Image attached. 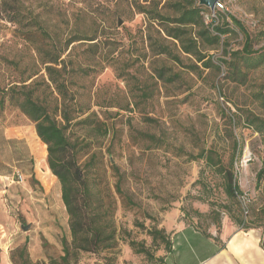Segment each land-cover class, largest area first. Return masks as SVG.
<instances>
[{"label": "rangeland", "instance_id": "374dc122", "mask_svg": "<svg viewBox=\"0 0 264 264\" xmlns=\"http://www.w3.org/2000/svg\"><path fill=\"white\" fill-rule=\"evenodd\" d=\"M24 1L34 15L46 19L50 33L59 34L60 45L75 34L96 37L94 42L73 43L67 52L88 69L87 76L74 77V99L110 128L108 137L93 148L101 149L110 185L117 179L111 166L117 167L129 199L117 200L118 248L110 255L78 253L69 264H156L166 249L152 231L164 229L168 237L167 229L177 224L192 223L206 230L238 221L242 227H256L264 237V172L259 180L256 177L264 166V133H256V125L247 121L258 118L264 123V101L258 96L264 88V65L239 84L219 63L228 60L223 50L242 48L238 30L223 37L225 47L208 52L220 70L195 74L185 68L192 62L188 57L183 56L184 66H179L149 52L142 38L145 17L124 0ZM218 9L240 21L259 41L254 49L264 47L260 35L264 0H223L204 13L207 24L217 23ZM35 43L46 49L47 42L36 38ZM137 55L146 59L137 62ZM37 61L35 48L18 28L0 20V264H13L11 256L18 262L22 251L29 264H64L61 238L70 240L60 186L47 167L46 147L37 139L34 125L7 99L1 101L4 91L34 73ZM162 66L169 75H178L172 83L158 80L152 72ZM36 68L41 72L26 84L36 79L40 99L55 101L56 95L44 88V71L37 63ZM142 87L146 98L138 91ZM106 104L113 107L105 108ZM67 134L81 139L82 132L74 126ZM150 136L155 138L152 143ZM235 142L240 151L233 164L241 191L237 203L225 196L219 171L198 158L210 153L227 168ZM130 242L146 254L136 253Z\"/></svg>", "mask_w": 264, "mask_h": 264}, {"label": "trees", "instance_id": "16d2710c", "mask_svg": "<svg viewBox=\"0 0 264 264\" xmlns=\"http://www.w3.org/2000/svg\"><path fill=\"white\" fill-rule=\"evenodd\" d=\"M124 1L130 9L145 17L146 26L142 38L153 56H164L179 66H184L182 57H188L192 62L185 68L195 74L209 69L219 71V65L213 63V58L208 52L219 46L225 47L226 41L223 37L238 30L244 40L242 48L236 51L223 50V56L228 57V60H219L220 64L227 66L228 78L233 82L245 84L248 73L264 65V47L254 49L259 41L251 37L240 21L224 15L219 9L216 13L217 23L212 20L211 24H206L204 13L208 8L199 5L198 0ZM227 18L229 22L226 21ZM0 20L16 26L23 39L30 43L38 54L34 73L4 91L1 101L7 99L10 106L34 125L37 139L46 147L47 167L60 186L61 202L68 217L70 240L61 238L60 260L69 264V259H76L78 253L96 255L105 251L110 255L118 248L115 225L117 200L129 202V199L121 189L123 178L117 167L111 166L117 179L110 185L101 149L98 147L100 150L97 152L93 148L100 139L108 137L110 128L96 112L75 101L74 77L79 74L87 76L88 69L77 64L72 59L71 52L67 53L73 43L94 42L96 37L93 35L81 38L75 34L65 44L60 45L59 34L50 33L46 27V19L41 15H34V11L25 6L24 0H0ZM260 35L264 37V30ZM36 38L47 42V45L44 44L46 49L35 43ZM90 46L97 47L94 44ZM136 58L137 62L146 59L145 55H137ZM36 63L45 73L44 88L49 90V94L56 95L55 101L40 99L37 94L40 85L36 79L26 84L41 72L38 68L35 69ZM152 72L158 80L167 83H172L178 77L169 75L165 66ZM138 91L143 97L148 96L143 87ZM258 96L264 101V88ZM132 106L137 108L138 105L134 103ZM110 107L113 106H105ZM247 121L252 126L256 125V133H264V123L258 118ZM74 126L80 127L81 139L69 138L67 132ZM148 139L152 143L155 138L150 136ZM233 146L234 152L227 168L221 165L219 158L214 159L210 153H201L198 158L204 159L208 166L219 171L223 178L225 196L237 203L241 191L233 173V164L239 160L240 151L237 142ZM107 150L109 154V149ZM263 172L264 166L256 174L258 180ZM240 224L237 221L235 226L244 231L256 229L242 227ZM151 235L154 239L160 237L166 252L169 250L170 244L164 229H154ZM129 246L136 253L146 254L143 247L137 249L134 242H130ZM261 247L264 250V237ZM11 260L13 264H29L25 251L21 252L19 263L12 256ZM156 264H163V257L157 259Z\"/></svg>", "mask_w": 264, "mask_h": 264}, {"label": "crops", "instance_id": "0c3cea01", "mask_svg": "<svg viewBox=\"0 0 264 264\" xmlns=\"http://www.w3.org/2000/svg\"><path fill=\"white\" fill-rule=\"evenodd\" d=\"M166 232L170 248L163 264H264L263 235L258 230L244 231L224 221L206 230L192 223L177 224Z\"/></svg>", "mask_w": 264, "mask_h": 264}, {"label": "water", "instance_id": "95a60500", "mask_svg": "<svg viewBox=\"0 0 264 264\" xmlns=\"http://www.w3.org/2000/svg\"><path fill=\"white\" fill-rule=\"evenodd\" d=\"M223 1V0H198L199 5L205 6L206 8L212 10L214 9L216 6H218V4ZM21 228L26 231L28 229V227H24L21 226Z\"/></svg>", "mask_w": 264, "mask_h": 264}, {"label": "built area", "instance_id": "2783aa9c", "mask_svg": "<svg viewBox=\"0 0 264 264\" xmlns=\"http://www.w3.org/2000/svg\"><path fill=\"white\" fill-rule=\"evenodd\" d=\"M205 23L207 24V22L205 21ZM249 159V158H248ZM248 159L243 161L244 163L248 162ZM17 177L19 178V181H22V177L17 173Z\"/></svg>", "mask_w": 264, "mask_h": 264}]
</instances>
